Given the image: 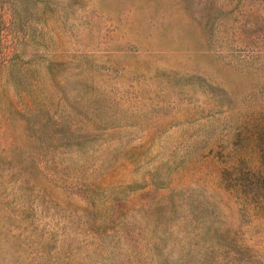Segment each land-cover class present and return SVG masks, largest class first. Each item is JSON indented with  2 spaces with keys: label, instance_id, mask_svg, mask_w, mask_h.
I'll list each match as a JSON object with an SVG mask.
<instances>
[{
  "label": "rangeland",
  "instance_id": "rangeland-1",
  "mask_svg": "<svg viewBox=\"0 0 264 264\" xmlns=\"http://www.w3.org/2000/svg\"><path fill=\"white\" fill-rule=\"evenodd\" d=\"M0 264H264V0H0Z\"/></svg>",
  "mask_w": 264,
  "mask_h": 264
}]
</instances>
